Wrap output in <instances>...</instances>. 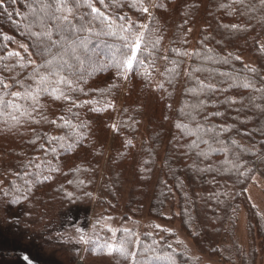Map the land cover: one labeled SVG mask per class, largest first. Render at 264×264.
Listing matches in <instances>:
<instances>
[{
	"label": "trees",
	"instance_id": "trees-1",
	"mask_svg": "<svg viewBox=\"0 0 264 264\" xmlns=\"http://www.w3.org/2000/svg\"><path fill=\"white\" fill-rule=\"evenodd\" d=\"M90 2L144 33L131 68L117 66L124 34H110L89 0H65L55 15L44 7L55 0H0V81L10 85L0 100L16 105L0 103L3 233L63 264L84 241L90 264L107 255L104 219L129 180L124 218L176 220L199 252L224 259L221 241L244 209L264 250V221L247 194L256 174L264 179V4ZM46 60L68 82L52 76L37 89ZM172 237L119 229L110 256L197 264Z\"/></svg>",
	"mask_w": 264,
	"mask_h": 264
},
{
	"label": "rangeland",
	"instance_id": "rangeland-1",
	"mask_svg": "<svg viewBox=\"0 0 264 264\" xmlns=\"http://www.w3.org/2000/svg\"><path fill=\"white\" fill-rule=\"evenodd\" d=\"M19 52L20 48H15ZM140 137H142V132ZM134 166L132 165V169ZM130 177V176H129ZM129 180L126 181L125 191L117 210L105 216L104 224L110 230V237L107 245V255L101 259L91 261L90 264H115L110 256L114 241L119 229H135L137 236L142 232L156 233L160 236L171 234L172 243L180 244L181 247L189 250L192 257L197 259V264H264V250H262V241L256 235H252L247 225V215L244 209H241L236 218V222L231 228L227 227L226 233L221 241L220 248L224 259L215 256H209L198 251L191 238L180 228L179 222L163 221L150 217L146 212L137 216L124 218V200L128 189ZM247 194L253 205L264 221V179L256 174L252 182L247 187ZM93 213V211L91 212ZM91 221V214L87 218ZM87 225V229H88ZM84 245V241H83ZM83 245L80 248L78 257L74 264H84L81 255ZM111 245V249L109 248ZM179 246V245H178ZM256 256L252 259L253 251ZM25 257L28 260H25ZM63 264L59 258L54 255H44L39 247L34 244H25L17 237H7L0 227V264Z\"/></svg>",
	"mask_w": 264,
	"mask_h": 264
},
{
	"label": "snow or ice",
	"instance_id": "snow-or-ice-1",
	"mask_svg": "<svg viewBox=\"0 0 264 264\" xmlns=\"http://www.w3.org/2000/svg\"><path fill=\"white\" fill-rule=\"evenodd\" d=\"M100 3H104V0H100ZM261 3L264 4V0H261ZM2 6V5H0ZM45 8H51L54 9L53 15H55L56 12H60L61 9H64L66 7L65 0H55V3L53 4H45ZM89 7L91 8L92 13H96L97 18H100L101 20H106V27L109 29L110 34H117L123 33L124 35L121 37L123 41V48L121 49V55L123 59L120 61V63L117 65L118 67L126 65L127 68H131L133 66V61L138 59L137 56V50L141 49V44L144 43V33L143 32H134L132 30L133 26L131 24H120V25H114L111 21L110 17H106L104 13L100 12L98 8L92 5V3L89 0ZM144 12H148V8L144 7L142 9ZM68 11H71V9H68ZM63 20L67 21V16L63 15L61 17ZM116 29V32H113V29ZM90 30V29H89ZM44 35H50V33H43ZM53 43H56V41H53ZM23 47V46H21ZM123 49H127V51H124ZM47 51V49H45ZM75 49L73 48V52ZM11 55H18V53H11ZM63 58L61 57V60ZM31 63V61H29ZM60 65H55V68L58 69ZM43 71H40L39 69L34 74V79H37V89H40L42 85L46 84L50 77L57 76L59 77V81L68 82L65 80V77H63L58 70H54V61L53 60H46L43 65L40 66ZM0 85H2L4 88L10 87V85L3 84V81H0ZM28 95V93H25ZM12 96H20V92H13L11 93ZM34 98V97H33ZM65 99H67V96H64ZM0 103H7L10 104L13 107H16V105L12 101H2L0 100ZM25 115H30L27 112H24ZM13 119H16V117H13ZM111 245H109V248L111 249ZM130 255H135L134 253H130ZM25 260L27 261L28 258L25 257ZM30 264V261H29Z\"/></svg>",
	"mask_w": 264,
	"mask_h": 264
}]
</instances>
